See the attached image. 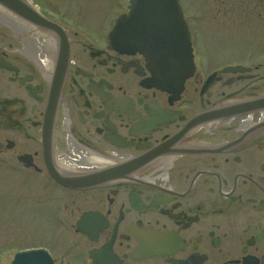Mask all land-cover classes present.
Listing matches in <instances>:
<instances>
[{"label": "flooded vegetation", "instance_id": "af4514ba", "mask_svg": "<svg viewBox=\"0 0 264 264\" xmlns=\"http://www.w3.org/2000/svg\"><path fill=\"white\" fill-rule=\"evenodd\" d=\"M26 1L45 22H0V171L40 180L55 244L39 249L53 264H264V109L229 113L264 78L206 66L185 22L194 71L164 89L113 35L128 0L93 23Z\"/></svg>", "mask_w": 264, "mask_h": 264}, {"label": "rangeland", "instance_id": "374dc122", "mask_svg": "<svg viewBox=\"0 0 264 264\" xmlns=\"http://www.w3.org/2000/svg\"><path fill=\"white\" fill-rule=\"evenodd\" d=\"M46 8V0H36ZM127 0H51L53 8L64 10L72 22H113L125 12ZM186 22L197 28L194 47L206 66L237 64L251 68L255 79L264 78V5L250 0H179ZM44 5V6H43ZM47 9V8H46ZM49 17L57 20L50 9ZM256 83L264 91V80ZM246 93V92H245ZM23 177L0 171V264L24 250L55 244L44 230L40 206V180L30 189ZM27 190V191H26ZM29 190V191H28ZM64 236L67 237L65 234Z\"/></svg>", "mask_w": 264, "mask_h": 264}, {"label": "water", "instance_id": "95a60500", "mask_svg": "<svg viewBox=\"0 0 264 264\" xmlns=\"http://www.w3.org/2000/svg\"><path fill=\"white\" fill-rule=\"evenodd\" d=\"M0 6L26 22H45L44 19L22 0H0ZM114 37L118 42L140 48L154 82L164 89L175 85L182 88L194 71L189 34L177 0H130L129 11L116 20ZM123 22L134 27V37L121 39ZM233 73L249 71L235 67ZM264 109V97L241 102L231 108V114H248ZM11 264H52L43 250L17 253Z\"/></svg>", "mask_w": 264, "mask_h": 264}, {"label": "bare ground", "instance_id": "6f19581e", "mask_svg": "<svg viewBox=\"0 0 264 264\" xmlns=\"http://www.w3.org/2000/svg\"><path fill=\"white\" fill-rule=\"evenodd\" d=\"M0 22H22L0 7Z\"/></svg>", "mask_w": 264, "mask_h": 264}, {"label": "trees", "instance_id": "16d2710c", "mask_svg": "<svg viewBox=\"0 0 264 264\" xmlns=\"http://www.w3.org/2000/svg\"><path fill=\"white\" fill-rule=\"evenodd\" d=\"M250 1L254 2V0H250ZM255 2H256L257 5H262V4L264 5V0H255Z\"/></svg>", "mask_w": 264, "mask_h": 264}]
</instances>
